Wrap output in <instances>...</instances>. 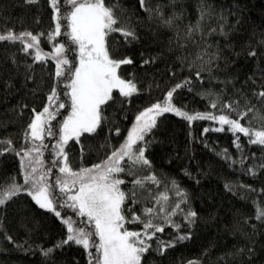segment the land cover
Masks as SVG:
<instances>
[{
  "label": "trees",
  "instance_id": "16d2710c",
  "mask_svg": "<svg viewBox=\"0 0 264 264\" xmlns=\"http://www.w3.org/2000/svg\"><path fill=\"white\" fill-rule=\"evenodd\" d=\"M104 2L114 8L117 27L135 33L133 39L113 32L106 40L111 57L132 61L121 64L118 71L137 91L125 97L113 89L112 99L101 106L96 131L68 141L64 152L73 171L107 159L125 142L138 113L165 103L172 89L174 102L189 114L238 119V112L251 108L240 121L264 129V97L258 95L264 92V0ZM58 6L65 13L63 0ZM54 17L51 0H0V35L27 32L39 38V44L26 51V43L35 45L31 37H24V43L0 41V141H11L0 143V184L5 186L14 180L25 190L30 188L24 184L30 160L31 166H37V159L42 162L38 174L47 173L48 183L63 176L56 144L63 121L71 115L69 85L72 69L79 64V49L68 35L66 20L60 21L61 34L54 35ZM60 44L69 64L61 65L63 75L57 77L53 56ZM37 47L47 54L44 60L35 59ZM177 84L182 87L176 88ZM53 90L57 96L49 102ZM60 103L65 107L58 108ZM230 104L232 108L227 107ZM45 107L54 115L45 128L55 135L45 131L43 141L26 140L29 124ZM214 123L188 121L174 112L161 114L145 140L135 146L144 147L150 165H137L132 175L125 157V172L114 174L124 181L119 187L126 196L122 205L126 219L140 217L125 222L124 228L139 231L146 239L142 222L149 218L147 208L155 210L152 223L164 228L146 240L151 247L141 264H264V217L257 218L258 210L264 209V145L229 128L216 131ZM33 146H39L40 153L25 158ZM150 176L159 183L146 179ZM137 179L143 186L134 183ZM174 184L183 197L176 194ZM74 191L60 194L59 204L54 202L59 217L40 208L27 191L0 205V264H89V252L95 255V248L62 243L69 234L66 219L74 222V228L94 231L86 217L61 206ZM55 192L59 194L58 186ZM165 195L166 201L161 199ZM189 212L196 213L194 223H189ZM185 235L187 239H177ZM159 241L165 245L171 241L173 246L158 250Z\"/></svg>",
  "mask_w": 264,
  "mask_h": 264
},
{
  "label": "snow or ice",
  "instance_id": "6c2138e0",
  "mask_svg": "<svg viewBox=\"0 0 264 264\" xmlns=\"http://www.w3.org/2000/svg\"><path fill=\"white\" fill-rule=\"evenodd\" d=\"M60 3L61 0H51L56 21L54 35L61 34L62 25L60 21L61 19L66 20L68 22L67 26L71 29L68 35L72 43L77 45L79 49V66L72 69V79L69 85L71 88V115L63 121L59 129V140L56 144L57 157L63 159V165L58 169L63 176H57L53 183H48L47 173L38 174L37 166H42V162L37 159L35 161L37 166H31L32 161L30 160V171L24 175V184L30 185V188L25 190L23 185L15 183L14 180L7 186L0 184V205L19 195L21 191H27V194L32 197L40 208L51 210L59 217L60 212L56 211L54 202L59 204V195L67 194L74 189V194L67 195L61 206L71 208L80 217H86V223L91 224L94 231H89L80 226L74 228V222L70 218L66 219L64 223L68 225L67 231L69 234L62 243L72 241L85 249L95 248V255L89 252V264H93V260L95 264H141L144 253L151 247L150 244L146 243V240H151L157 232H163L164 228L152 223L151 218L155 212L153 208L144 210L149 217L142 222L145 229L143 236L146 239H141V232L129 231L124 228L125 222H137L140 217L133 216L131 220L126 219L122 211L126 196L119 187L124 181L116 178L114 174L125 172V167L122 166L125 157L131 163L128 172L132 175H135L133 169L137 165H150V161L145 157L144 147L135 146L138 142L144 141L145 136L156 126L157 117L165 112H174L188 121L197 119L218 120L221 125H228L234 133L239 132L245 136H250L251 143L260 145H264V129L252 130L240 123V119H243L248 115V112L252 111L251 108L244 112H238V119H229L224 115L217 117L201 113L188 114L170 103L175 91V89H172L167 92V99L163 106L156 103L141 111L135 117V123L128 132L125 142L115 148L107 159L90 168L73 171L68 163L67 154L64 152V146L73 138L79 141L82 134L96 131L102 120L101 106L112 99L113 89H118L119 94L125 97H129L137 91L136 85L132 81L122 79L117 71L121 64H130L132 61L130 59H113L109 54L106 40V37L113 32H119L124 37H132L133 39H135V33L123 27H117L119 21L114 14V8L106 6L104 0H63V3L67 5L65 13L61 12V7L58 6ZM140 3L143 5L144 0H140ZM166 23L170 22L166 21ZM26 36L31 37L35 45L26 43L25 51L39 44V38L27 32L20 35L9 32L7 35H0V41L20 40L24 43V37ZM49 39H52V37H49ZM64 51V44H60L55 49L56 55L53 56V59L57 61V77L63 75L61 65L69 64V60L61 55ZM46 55H42L37 47L35 59L44 60ZM251 55H255V53H251ZM197 76H199V73H197ZM180 87L182 85H176V88ZM258 95L264 97V92H260ZM56 96L57 94L53 90L52 95L48 97L49 102ZM57 107L63 108L65 105L60 103ZM212 107H216V104L213 103ZM227 107L232 108V105H227ZM53 118L54 115L48 107H45L43 112L35 115V118L29 124V131L25 133L26 140L43 141L45 131L49 136L55 135L50 127L45 128L48 121ZM261 119H264V117H261ZM215 130L222 131L223 128ZM117 134H119V130H117ZM0 143L11 144V141H0ZM43 146L47 147L46 145ZM32 152L39 154L40 147L33 146L24 153V157L30 158ZM17 155H20V153L18 152ZM53 164H55V161ZM48 171L50 172L51 169ZM146 179L155 184L159 183L155 176ZM134 183L143 186L141 179L135 180ZM56 186L59 187V194L55 192ZM173 187L177 189V195L184 196L179 191L178 186L174 184ZM161 199L166 201L167 196L165 195ZM176 206L179 207V205ZM195 216V212L188 213L189 223H194L192 218ZM260 217H264V209L258 210L257 218ZM176 227L179 228L178 225ZM147 229H153V231L149 233ZM93 237H98V241ZM187 238L188 236L185 235L179 236L177 239L184 240ZM172 246L171 241L167 245L164 241H159L158 250L162 251L165 247Z\"/></svg>",
  "mask_w": 264,
  "mask_h": 264
},
{
  "label": "rangeland",
  "instance_id": "374dc122",
  "mask_svg": "<svg viewBox=\"0 0 264 264\" xmlns=\"http://www.w3.org/2000/svg\"><path fill=\"white\" fill-rule=\"evenodd\" d=\"M113 58V57H112ZM114 59V58H113ZM116 60H120V59H116ZM78 66H79V64H78ZM118 71V70H117ZM118 75L120 76V74H119V71H118ZM121 77V76H120ZM122 78V77H121ZM122 79H124V78H122ZM124 80H126V79H124ZM126 81H128V80H126ZM166 99H167V96H166ZM157 103H160V102H157ZM170 103L172 104V105H174L176 108H179V109H181L182 111H184V112H187L184 108H182L181 106H179V105H177L175 102H174V100H173V98L171 97V100H170ZM154 104H156V103H154ZM154 104H152V105H154ZM162 106H163V104L162 103H160ZM152 105H149V106H147V107H145L143 110H145V109H147V108H149V107H151ZM143 110H141V111H143ZM140 111V112H141ZM41 112H43V111H41L40 110V112H37L36 113V115L37 114H39V113H41ZM139 112V113H140ZM139 113H138V115H139ZM188 113V112H187ZM198 113H201V114H207L206 112H198ZM189 114V113H188ZM221 115H224V114H220V115H215V116H217V117H219V116H221ZM224 116H227L229 119H235V118H233V117H230V116H228V115H224ZM215 121V123H214V125H213V127L214 128H229L230 129V127L228 126V125H221L220 123H219V121L218 120H214ZM135 123V122H134ZM134 123H133V125H134ZM240 123L242 124V125H244V126H246V127H249L250 129H252V130H261V129H256V128H252V127H250V126H247V125H245V124H243L241 121H240ZM132 125V126H133ZM132 128V127H131ZM125 229H127V228H125ZM127 230H129V231H132V230H130V229H127Z\"/></svg>",
  "mask_w": 264,
  "mask_h": 264
}]
</instances>
